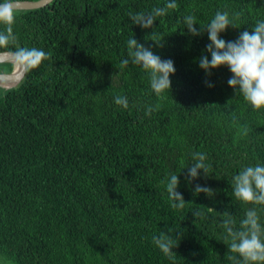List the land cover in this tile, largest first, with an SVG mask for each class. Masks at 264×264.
I'll use <instances>...</instances> for the list:
<instances>
[{
  "label": "trees",
  "instance_id": "obj_1",
  "mask_svg": "<svg viewBox=\"0 0 264 264\" xmlns=\"http://www.w3.org/2000/svg\"><path fill=\"white\" fill-rule=\"evenodd\" d=\"M165 3L53 0L17 12L19 46L52 56L16 87H0V264H235L217 213L228 211L238 226L251 207L233 197L232 177L264 164V110L228 86L227 67L207 76L199 68L208 35H189L183 17L204 28L217 10L238 13L237 29L221 33L234 41L264 20V0H176L154 35L132 25L129 12ZM132 34L174 62L170 96L152 92L141 66L120 67ZM12 69L0 64V74ZM148 106L156 110L146 115ZM238 125L251 131L240 135ZM194 152L210 168L189 183ZM179 172L178 191L191 203L183 209L171 206L165 187ZM197 184L215 195H194ZM196 206L206 207L199 217ZM165 229L181 235L170 258L152 243Z\"/></svg>",
  "mask_w": 264,
  "mask_h": 264
},
{
  "label": "clouds",
  "instance_id": "obj_2",
  "mask_svg": "<svg viewBox=\"0 0 264 264\" xmlns=\"http://www.w3.org/2000/svg\"><path fill=\"white\" fill-rule=\"evenodd\" d=\"M17 0H0V52H5L12 57L15 67L29 73L44 62L48 61L52 53L36 47H21L14 32L18 10L14 7ZM178 8L176 0H166L162 7H155L145 12L132 13L129 17L132 25L142 29H151L154 35L153 25L158 17H164L169 10ZM239 19L238 13L230 14L227 10H217L209 23L201 28L197 25L196 17L192 14L183 17V23L187 33L197 37L207 32L209 43L206 45L205 53L198 60L199 68L207 75L212 70L227 67L231 73L228 79V86L235 94L239 93L254 110H264V20H258L251 31L245 30L240 33L234 41H226L221 38V33L228 28L237 29L235 21ZM154 45L160 47L162 43ZM128 58L122 59L120 67L126 68L131 62L141 66L149 76V84L152 92L158 97L169 95L171 88L170 76L176 69L171 59H161L151 48L139 43L132 34L127 40ZM209 56L211 57L209 60ZM206 84L212 87L210 83ZM170 96V95H169ZM117 106L128 109L129 100L126 96L117 95L114 99ZM158 108V105L156 106ZM156 108L148 106L145 114H151ZM240 135H247L251 129L247 125H238ZM194 163L189 166L187 177L189 183L196 180L200 173L206 177L210 165L206 163L207 156L204 152L192 154ZM183 171V170H182ZM179 173H171L166 178V191L171 206L176 209H183L186 203L183 194L178 191ZM164 183V181H162ZM205 194L212 198L214 190L207 186L197 184L194 188V195ZM232 195L235 200L243 205H248L245 217L237 226L236 220L228 211L217 213L224 217L222 227L225 230V241L227 243L228 259L235 264H264V225L261 224L258 206L264 208V164L248 165L243 167L238 174L232 177ZM194 216L202 215L200 208ZM210 212H215L207 208ZM181 235H173L171 230H161L152 237L153 245L165 256L176 255L173 251L180 243Z\"/></svg>",
  "mask_w": 264,
  "mask_h": 264
},
{
  "label": "water",
  "instance_id": "obj_3",
  "mask_svg": "<svg viewBox=\"0 0 264 264\" xmlns=\"http://www.w3.org/2000/svg\"><path fill=\"white\" fill-rule=\"evenodd\" d=\"M53 0H38L33 2H16L14 7L18 11L35 10L45 7ZM11 63L13 69L9 74H0V87L10 89L16 87L23 79L25 72L22 69H18L12 62V57L6 53H0V64Z\"/></svg>",
  "mask_w": 264,
  "mask_h": 264
}]
</instances>
